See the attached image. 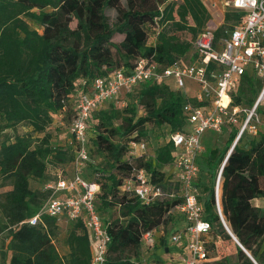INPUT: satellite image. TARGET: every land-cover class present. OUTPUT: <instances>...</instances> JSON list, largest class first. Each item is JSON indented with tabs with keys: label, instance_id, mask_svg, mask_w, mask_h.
Listing matches in <instances>:
<instances>
[{
	"label": "trees",
	"instance_id": "trees-1",
	"mask_svg": "<svg viewBox=\"0 0 264 264\" xmlns=\"http://www.w3.org/2000/svg\"><path fill=\"white\" fill-rule=\"evenodd\" d=\"M106 10L115 11L112 23ZM242 15L227 9L222 26L215 31L216 40L225 38ZM25 19L39 29L30 28ZM207 21L208 11L201 0H182L177 4L172 0H0V134L20 125L31 129L28 134L16 135L13 141L6 138L0 142V187H10L0 194V235L8 233L7 244L0 246L3 263L90 264V234L80 220L69 222L42 216L36 225L27 223L49 197L43 189L51 179L49 169H61L67 175L72 172L76 144L69 132L70 124L68 144L53 145L46 132L52 116L75 114L76 98L89 91L94 79L106 78L120 69L129 73L139 57L152 56L162 67L179 62L188 54L196 59L194 50L191 52L193 42ZM182 33L189 34L193 41L181 39ZM151 35L152 45L147 43ZM115 36L121 37L118 43L112 42ZM261 86L262 81L254 74H244L231 94L232 106L250 108ZM133 95L135 102L120 111L115 101ZM187 101L194 102L166 83L146 82L102 102L90 114L87 137L92 122L95 136L93 140L88 137L90 162L82 168L81 177L99 186L95 208L109 235L106 264H136L142 233H157L160 227L164 233L169 228L178 231V225L184 223L176 210L182 203L177 187L173 198L148 206L121 193L119 187L133 169H144L150 174L151 183L171 189V175L161 169L172 164L174 148L167 136L184 131L182 106ZM138 106L142 107L141 114ZM118 118L121 122L116 124ZM148 125L165 130L166 139L149 158L130 164L126 157L129 143H147ZM238 128L233 125L223 130L227 138L221 149L203 144L205 150L197 160L199 174L193 187H199L205 195L194 191L203 204L210 232L215 228L225 241H230L214 201L216 175L226 159L221 172V213L239 244L257 264H264V210L251 204L255 198L264 199V131L244 132L226 158ZM31 133L43 136L33 140ZM95 154L101 156L107 168L95 162ZM202 174L208 180L206 185L199 180ZM31 180L40 188L31 189ZM116 206L121 210V221L108 215ZM60 221L67 222L69 228L64 257L54 246ZM167 243L166 234L156 235L154 246L167 247ZM204 245L207 258L216 254L213 242ZM235 256L234 262L223 258L216 264H253L237 245Z\"/></svg>",
	"mask_w": 264,
	"mask_h": 264
},
{
	"label": "built area",
	"instance_id": "built-area-1",
	"mask_svg": "<svg viewBox=\"0 0 264 264\" xmlns=\"http://www.w3.org/2000/svg\"><path fill=\"white\" fill-rule=\"evenodd\" d=\"M215 7V4H211ZM227 9L242 12L241 20L226 32L225 38L216 40L215 29L207 27L201 30L193 42L196 59L188 65L179 62L168 67L156 63L153 57H139L131 72L116 70L106 78H96L86 93L79 94L75 100V114L69 126V132L76 144L72 162V172L67 175L56 169L44 185L49 197L36 215L27 221L30 225L41 222L42 216L65 219L69 222L81 221L90 234V264H106V249L109 235L103 228L102 220L95 208V197L99 186L87 182L81 177V170L90 162L87 155V123L90 114L104 101L115 99L121 92L129 93L137 85L146 82L167 83L173 80L178 90H184L187 81H192L197 89L194 102H185L182 112L185 115L184 131L171 133L167 140L173 145V161L169 173L171 189H163L151 183L150 174L144 169H133L125 179L119 191L136 198L142 205L148 206L166 197L173 198L174 188L179 189L182 203L176 208L184 219V228L169 236V243L180 245L185 242L186 254L178 264H202L207 261V250L202 236L211 229L204 219L203 204L196 199L193 182L199 174L198 158L204 152L202 136L211 131L221 133L229 126H239L236 142L247 132L264 131V0H229ZM214 66V67H211ZM254 74L262 81L261 89L250 108L234 107L231 94L234 93L241 77ZM223 98L226 102H223ZM233 142V143H234ZM151 155L145 141H131L127 160L131 164L136 159H147ZM224 164V163H223ZM219 168L214 183V201L220 220L219 191L221 172ZM159 231H146L141 235V244L145 248L155 245Z\"/></svg>",
	"mask_w": 264,
	"mask_h": 264
},
{
	"label": "rangeland",
	"instance_id": "rangeland-1",
	"mask_svg": "<svg viewBox=\"0 0 264 264\" xmlns=\"http://www.w3.org/2000/svg\"><path fill=\"white\" fill-rule=\"evenodd\" d=\"M173 2L180 3L182 0H172ZM229 0H202V2L204 3V5L207 7L208 9V21L205 24L204 28L207 27H212V28H219L220 26H222L223 24V17H224V13L227 10L228 7H225V3L228 2ZM215 4V7H212L211 4ZM176 9V6L174 7ZM106 16L109 19V22H113L115 19V11L113 10H106ZM26 23L28 24V26L32 29H39L38 26L32 22L29 19H25ZM216 30V29H215ZM151 31H149L150 33ZM181 39L184 40H191L190 35L187 33H182L179 35ZM121 40L120 36H115L112 39L113 43H118ZM193 41V40H191ZM148 44H153L154 43V37H149L148 39ZM194 49H191V52ZM190 54H188L189 56ZM195 59V58H194ZM182 63L188 65L189 63H191V61L187 58L185 59ZM169 87L172 90L175 91H179L182 95H184V93H186V91L190 94H193L192 91H194L192 89V85L190 84V82L187 81L186 83V89L185 90H178L177 86L175 85L173 80H169L168 82ZM135 95L133 96H126V97H121L120 99L115 101V104L117 106V108L122 111L126 106H131L133 104V102H135ZM108 104L104 105L107 106ZM138 111L139 114H141L142 112V107L138 106ZM125 113L122 114V116ZM73 113H70L67 116H62V114L60 115H53L52 116V121L48 127V129L46 130L47 133L50 134L51 136V143L53 145L56 144H61V145H67L68 141H69V136L67 133V128H68V124H70V122L72 121L73 118ZM121 122V119L118 118V120L116 121V124H119ZM95 123H91L89 131H88V137L91 138L93 140L94 136H95V132H93ZM30 128L26 127V126H17L15 129H7L4 132H2L0 134V142L3 141L4 139H9L10 141H13L14 137L16 135L18 136H22L25 134L30 133ZM148 137L146 139L147 143H148V151L150 154H153L154 149L159 146L160 144H162L165 139H166V131L165 130H161V129H156L151 127L150 125H148ZM224 133V132H223ZM43 136V133L40 134H34L31 133V137L33 140H37L38 138H41ZM204 136H208V137H215V135L211 132V131H207L204 133ZM203 136V137H204ZM115 140V139H114ZM101 156L98 154L94 155V159L95 162H97V164L99 163L100 165H104L106 168L107 166L105 165L104 161L101 160L102 158H100ZM56 169L50 168L49 172H48V176H50V178H52V174L54 173ZM162 171L167 173V170L163 167L161 169ZM30 187L33 190L39 189L40 186L39 184L34 181L31 180L30 181ZM10 187H0V194L6 192L7 190H9ZM120 208L118 206L111 208V210L109 211L108 215L112 220H122L120 217ZM0 221H1V215H0ZM68 223L64 222V221H60L59 225H58V230L57 233L55 235V241H54V246L56 247V250L58 252V254L62 257L66 256L67 254V246L65 243V237L68 234L69 228L67 227ZM177 231H175L173 228H169L168 230H166V236L169 237L170 234H176ZM7 231L3 232L0 235V246L3 244V246L5 247V245L7 244L8 240H7ZM167 247L165 246H154L151 248H145V247H141V251H140V255H139V259H137L135 262L136 264H178L180 261V258L183 256V250L182 248H180V246L171 244V243H167L166 244ZM167 249V251H166ZM219 253H218V259L214 260V261H206L202 264H216L217 262H219L220 260H222L223 258H227L229 259L230 262H234L235 261V249H236V243L231 239L229 242V245L223 244V246H219ZM173 253H178V256H174ZM179 257V258H178ZM178 258V259H177ZM0 264H5L1 261L0 259Z\"/></svg>",
	"mask_w": 264,
	"mask_h": 264
},
{
	"label": "crops",
	"instance_id": "crops-1",
	"mask_svg": "<svg viewBox=\"0 0 264 264\" xmlns=\"http://www.w3.org/2000/svg\"><path fill=\"white\" fill-rule=\"evenodd\" d=\"M202 1V0H201ZM203 3V2H202ZM204 4V3H203ZM205 6V5H204ZM206 7V6H205ZM206 9H207V7H206ZM207 11H208V9H207ZM189 59L191 62L194 60V58L195 57H193L192 58V56L191 55H187L185 58H183V59H181L182 61H184L185 59ZM169 81V80H168ZM167 81V82H168ZM188 82H190V84L192 85V89L194 90V91H192L193 92V94H189L187 91H186V93H184V95H186L188 98H194V96L196 95V92H197V89H196V86H195V84L192 82V81H188ZM185 89H186V87H185ZM184 89V90H185ZM214 135H215V137H208V136H202V141H203V144H204V146L206 145L207 147H210V148H218V149H221L222 147H223V145H224V142L226 141V138H227V136H226V134L225 133H223V131L221 132V133H214V132H212ZM166 170H167V173L169 174L171 171H172V167L169 165V166H165L164 167ZM200 180V182H201V184H204V185H206V184H208V180L205 178V175H203L202 174V177L199 179ZM193 189H194V191L196 192V194H198V195H201L202 197H205V195H203V194H201V191H200V188L199 187H193ZM220 194H221V187H220V191H219V200H220ZM251 204L255 207V208H260V209H262V210H264V199H262V198H255V199H253L252 201H251ZM220 211H221V206H220ZM222 214V213H221ZM222 217H223V215H222ZM220 219V218H219ZM220 223H221V225L224 227V229L227 227L228 228V226H227V224H226V222H225V220H224V218H223V222L220 220ZM184 226H185V224L184 223H180L179 225H178V230H182L183 228H184ZM202 239H203V241L205 242V244L206 245H210V243H214V245H215V251H216V254H212L211 256L212 257H208L207 258V262L208 261H214V260H216V259H218L217 257H218V253H219V249H218V247L219 246H223V244H226V245H229V242L230 241H225L222 237H221V235L219 234V233H217V231H215V228H214V230H212L211 232L209 231L208 233H206V234H204L203 236H202ZM233 240V239H232ZM234 241V240H233ZM235 242V241H234ZM237 245V244H236ZM177 246H180V248H182V250H183V255H185L186 254V250H185V248H184V246H185V242H183V243H181L180 245H177ZM238 246V245H237ZM262 248H264V242H262ZM68 249V248H67ZM68 251V250H67ZM246 251V250H245ZM247 252V251H246ZM174 254V256H178L179 254L178 253H173ZM235 255H236V249H235ZM179 258V257H178ZM177 258V259H178Z\"/></svg>",
	"mask_w": 264,
	"mask_h": 264
},
{
	"label": "water",
	"instance_id": "water-1",
	"mask_svg": "<svg viewBox=\"0 0 264 264\" xmlns=\"http://www.w3.org/2000/svg\"><path fill=\"white\" fill-rule=\"evenodd\" d=\"M236 142H237V141H236ZM236 142H234V143L232 144L230 150L228 151V154H227L226 158H227L228 155L230 154V152H231V150H232V147L235 145ZM225 161H226V159H225ZM225 161H224V163H225ZM223 165H224V164H223ZM225 230H226V232L229 234V236L231 237V239H233V240L235 241V243L238 245V247H239V248L245 253V255L251 260V262H252L253 264H257V263L253 260V258L250 256V254H249L248 252H246L245 249L239 244V242L236 240V238L232 235V233H231V231L229 230V228L226 227ZM166 251H167V249H166Z\"/></svg>",
	"mask_w": 264,
	"mask_h": 264
},
{
	"label": "bare ground",
	"instance_id": "bare-ground-1",
	"mask_svg": "<svg viewBox=\"0 0 264 264\" xmlns=\"http://www.w3.org/2000/svg\"><path fill=\"white\" fill-rule=\"evenodd\" d=\"M223 102H224V103L226 102V99H225V98H223Z\"/></svg>",
	"mask_w": 264,
	"mask_h": 264
}]
</instances>
